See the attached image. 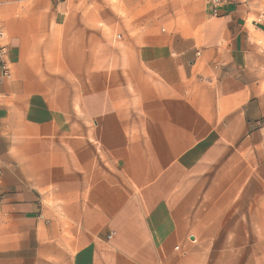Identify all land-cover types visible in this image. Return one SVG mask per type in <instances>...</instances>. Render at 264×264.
Returning a JSON list of instances; mask_svg holds the SVG:
<instances>
[{
	"label": "crops",
	"instance_id": "crops-1",
	"mask_svg": "<svg viewBox=\"0 0 264 264\" xmlns=\"http://www.w3.org/2000/svg\"><path fill=\"white\" fill-rule=\"evenodd\" d=\"M263 0H0V264H264Z\"/></svg>",
	"mask_w": 264,
	"mask_h": 264
},
{
	"label": "built area",
	"instance_id": "built-area-1",
	"mask_svg": "<svg viewBox=\"0 0 264 264\" xmlns=\"http://www.w3.org/2000/svg\"><path fill=\"white\" fill-rule=\"evenodd\" d=\"M209 2L213 5L215 9H218L225 0H209ZM257 27L264 29V0L262 2V6L256 16L255 23ZM7 38L5 33L0 30V62H1V70L3 73V77H9V67L6 63V56L9 51V44L6 42ZM2 202V197L0 196V204Z\"/></svg>",
	"mask_w": 264,
	"mask_h": 264
}]
</instances>
